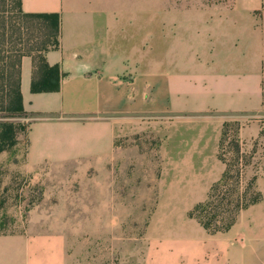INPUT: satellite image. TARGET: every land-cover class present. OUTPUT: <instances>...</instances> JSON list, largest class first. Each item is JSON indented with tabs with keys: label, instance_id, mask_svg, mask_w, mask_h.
Masks as SVG:
<instances>
[{
	"label": "crops",
	"instance_id": "0c3cea01",
	"mask_svg": "<svg viewBox=\"0 0 264 264\" xmlns=\"http://www.w3.org/2000/svg\"><path fill=\"white\" fill-rule=\"evenodd\" d=\"M177 2L23 0L25 13L60 15V47L49 51L46 59L64 74L60 92L33 94V60H22L24 107L36 116L26 119L27 172L105 170L118 150L122 118L263 112L264 27L258 16L264 13V0L218 1L205 8H176L154 15V6L177 7ZM159 34L161 44L155 48ZM21 144L20 138L18 147ZM184 197L202 195L188 189H163L160 195L161 199ZM165 205L156 210L149 227V231L159 229L162 238L154 241L142 264L244 263L231 251L236 225L222 243L212 240L209 248H219L222 254L209 259L201 242L164 240L171 229L203 234L195 221H186L189 206ZM177 213L180 225L174 221ZM68 240L60 238L54 253L29 255L22 264L73 262L66 249ZM257 260L264 264V255Z\"/></svg>",
	"mask_w": 264,
	"mask_h": 264
},
{
	"label": "rangeland",
	"instance_id": "374dc122",
	"mask_svg": "<svg viewBox=\"0 0 264 264\" xmlns=\"http://www.w3.org/2000/svg\"><path fill=\"white\" fill-rule=\"evenodd\" d=\"M176 1L177 7L154 6V15L228 0ZM258 17L264 27V17ZM160 37L155 35L159 44L155 48L161 44ZM13 121L29 125L27 120ZM226 123L229 140L238 137L244 150L251 151L264 132V110L258 116L122 118L113 163L105 170L91 168L86 173L81 168L27 172L25 132L16 152L0 156V264H22L29 255L54 253L62 237L69 239L66 249L73 258L69 264H142L154 241L162 238L159 229L149 231L156 210L163 203L183 209L189 206L185 219L192 220L188 213L207 199L211 186L220 179L225 165L219 159V146ZM257 188L263 200L241 213L231 240V251L243 264H257L264 255L263 176ZM163 189L198 190L202 197L161 199ZM180 218L179 213L174 216L175 224L180 225ZM200 228L202 236L183 228L188 232L171 229L163 239L201 242L208 259L222 254L219 248H210L213 241L222 243L226 233L212 235Z\"/></svg>",
	"mask_w": 264,
	"mask_h": 264
},
{
	"label": "trees",
	"instance_id": "16d2710c",
	"mask_svg": "<svg viewBox=\"0 0 264 264\" xmlns=\"http://www.w3.org/2000/svg\"><path fill=\"white\" fill-rule=\"evenodd\" d=\"M22 4L23 0H0V156L16 152L21 135L28 131L24 123L13 120L36 117L24 107L23 58L33 60V94L60 92L64 77L59 66H50L46 59L49 51L60 47V15L25 13ZM261 15L264 17V13H259ZM262 137L264 132L254 142L252 150L246 151L238 137L229 140L228 124L224 125L219 159L225 170L211 186L207 199L188 213V217L208 233H228L242 212L263 200L257 188L259 177H264Z\"/></svg>",
	"mask_w": 264,
	"mask_h": 264
}]
</instances>
